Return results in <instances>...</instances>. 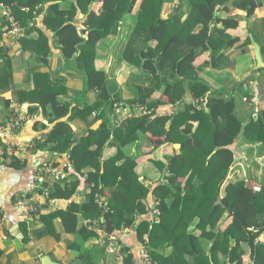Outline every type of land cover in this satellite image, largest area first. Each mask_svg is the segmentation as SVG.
Segmentation results:
<instances>
[{
  "label": "trees",
  "instance_id": "obj_1",
  "mask_svg": "<svg viewBox=\"0 0 264 264\" xmlns=\"http://www.w3.org/2000/svg\"><path fill=\"white\" fill-rule=\"evenodd\" d=\"M0 1L13 5L14 15L26 27L20 40L22 47L26 49L24 43H31L28 50L46 66L51 55L48 38L37 27H27L30 20L43 14V24L53 33L66 68L72 63V68L85 76L87 90L97 91L92 105L70 109L59 102L66 91L64 80L41 73L34 75L32 91L19 93L21 102L29 104L28 115L40 108L53 124L46 139L37 144L39 148L47 147L56 155L68 154L73 169L85 176L88 190L81 205L74 203L65 210L38 216L44 233L58 240L60 234L53 223L60 219L63 233L75 236L68 248L86 261L94 251L85 249V244L98 235L86 225L79 226V216L98 227L108 212L116 231L135 230L155 264H243L242 243L247 242L248 232L264 234V179L257 191L254 185L227 181L235 163L231 147L243 122L236 114L234 99L216 94L190 64L207 51L213 59L230 48L233 40L227 32L238 28V21L228 15L231 9L249 10L251 0H178V7L166 19L162 17L163 6L174 0H104L99 13L92 10L96 0ZM78 10L86 17L83 30L76 24ZM130 17L134 18L133 26L119 59L149 78V87H138V98L129 103L147 107L150 113L111 127L108 110L114 102L120 103V98L113 100L107 74L95 66L96 46L110 36H118ZM152 92L160 95L152 100L146 96ZM186 92L196 100L195 105L186 104L172 115L159 111L166 105L175 106ZM93 112L100 121L98 129L73 145L67 116L71 113L85 118ZM147 134L180 148L166 159V164L155 162L160 175L167 170L166 183L152 192L158 221L137 223V217L149 211L150 188L137 174L136 160L128 149ZM255 145L264 149V110L246 126L237 148ZM107 148L116 151L104 159ZM11 161V167H22L16 158ZM77 186L74 178H62L50 188L49 198L69 200ZM217 199L221 205L215 206ZM221 222H227V226L221 228ZM20 227L26 240V224ZM95 252L87 264L97 261ZM99 255H104L103 249H99ZM120 256L124 264L132 263L126 249L120 250ZM253 264H264V242L257 243Z\"/></svg>",
  "mask_w": 264,
  "mask_h": 264
},
{
  "label": "crops",
  "instance_id": "obj_2",
  "mask_svg": "<svg viewBox=\"0 0 264 264\" xmlns=\"http://www.w3.org/2000/svg\"><path fill=\"white\" fill-rule=\"evenodd\" d=\"M103 3L104 0H96L92 4V10L99 13L103 9ZM251 3L252 9L247 11L231 9L228 15L238 21V28L227 32L233 40L230 48L213 59L211 52L207 51L190 64L192 69L199 71V77L206 81L216 94L234 99L236 114L243 123L255 119L264 110V0H251ZM66 5L69 6V2ZM177 7L178 0L166 3L163 6L162 17L164 19L170 17ZM218 16L226 17L222 13H218ZM85 18V15L78 10L75 20L82 30L85 28L82 25ZM133 20L134 18L130 17L126 27L120 28L118 36H110L96 46L95 66L107 74L109 80L107 88L113 100L120 98V103L114 102L113 107L108 110L111 127H118L127 119L150 113L147 107L129 103L138 98V87H149V78L139 68L121 62L119 59L125 47L128 30L133 26ZM27 27H37L48 38L51 55L46 66L41 65L35 55L28 50L32 47L31 43H24L26 47L24 49L23 41L1 42L3 24L0 19V50L2 51H0V126L8 122L18 109L27 116L25 123L17 133L7 131L0 134L3 150L0 149V250L2 251L0 264H41L46 258L58 264H87V260L91 261L95 256V251H97V261L93 264H124L119 255L123 248L132 256L131 264H141V251L145 247L138 240L134 229L118 234L119 248L114 252L108 251L105 235L95 232L98 236L85 244V249L94 251L92 252L94 254L89 255L86 261L78 258L76 252L68 248L74 242L75 236L63 233L60 219H55L53 223L54 229L60 234L58 240L43 231V225L38 216L65 210L67 206L74 203L81 205L85 202L88 190L85 176L83 177V173L79 174L73 169L68 154L56 155L47 147L39 148L38 145L46 139L53 124L48 123L47 117L43 116L40 108L34 115H27L29 104L26 100L21 102L23 97H19V93L32 91L34 75L41 73H50L54 80L57 77L64 80L66 91L59 97V102L68 105L70 109H83L87 105H92L96 100L97 91L87 90L85 76L74 70L72 63L69 64V68H66L67 62L61 55L53 33L43 24V14L30 20ZM31 37L35 39L36 35L33 34ZM256 47L259 49L260 63L255 59ZM144 67L148 69L147 65ZM159 95L160 92L146 94L152 100ZM117 103L122 105L121 108L115 107ZM195 103L196 100L189 92H186L175 106L166 105L159 111L172 115L184 105H195ZM252 109H254V114L250 118ZM94 113L85 118L77 115L71 116V113L67 116L72 131L73 145L77 144L82 137L87 136L89 132L98 129L100 121ZM237 144L233 149L235 163L229 171L227 181L245 182V185H254V188H259L261 180L264 179V149L260 148V145L237 148ZM179 148V145L164 144L163 138L150 134L141 136L138 142L129 147V155L134 157L137 163V174L141 181L150 188L147 196L149 211L144 215H139L137 223L156 221L153 209L155 200L152 192L156 186L166 183L164 176L167 170L160 175L155 162L166 164V159L178 153ZM115 151L114 148L105 149L103 158L114 155ZM12 157L16 158L22 167H11ZM44 163L52 165L54 175L59 176L58 180L51 174L45 176V187L48 194L54 182L62 178H74L78 186L69 200L50 199L49 195L47 198L41 193H36L34 201L37 217L34 216L25 221L17 203L32 183L36 167ZM95 199L97 203L96 195ZM101 221L102 218L100 229ZM89 222L92 221L79 216V226L86 225L89 228ZM22 223L26 224V240H24L20 227ZM226 226L227 222H221V228ZM115 232L118 231L115 230ZM262 242H264V234H259L255 247L257 243ZM247 243L248 240L242 243L244 250L242 263L253 264L254 261L251 262L249 259L250 252ZM99 249H103V256L99 255Z\"/></svg>",
  "mask_w": 264,
  "mask_h": 264
},
{
  "label": "built area",
  "instance_id": "obj_3",
  "mask_svg": "<svg viewBox=\"0 0 264 264\" xmlns=\"http://www.w3.org/2000/svg\"><path fill=\"white\" fill-rule=\"evenodd\" d=\"M0 19L3 24V32L1 37V42L10 40L13 42L20 41L26 34V29L23 27L13 12V5L6 4L0 1ZM4 46V44H2ZM122 105H115L116 108H121ZM95 114V113H94ZM28 115V114H27ZM26 114L18 109V111L9 119L8 122L0 126V134L5 132L17 133L26 121ZM51 174L56 180L59 179L58 175H54V169L52 165H47L46 163L41 164L36 167L32 183L28 186L27 190L22 194L20 200L17 203V207L21 210L24 220H28L37 214V209L35 207L34 196L36 193H41L43 196L48 198V190L45 187V176ZM255 191L258 188H254ZM156 221L158 212L155 211ZM90 229H93L96 233H103L100 227H97V223L89 222ZM130 230V229H129ZM126 232V231H125ZM122 232V233H125ZM117 233V234H116ZM121 232H115L111 235H105L106 242L109 252H114L118 250V234ZM120 255V254H119ZM141 264H155L149 257L146 248L141 251Z\"/></svg>",
  "mask_w": 264,
  "mask_h": 264
},
{
  "label": "water",
  "instance_id": "obj_4",
  "mask_svg": "<svg viewBox=\"0 0 264 264\" xmlns=\"http://www.w3.org/2000/svg\"><path fill=\"white\" fill-rule=\"evenodd\" d=\"M255 59L258 63H260V58H259V49L258 47H256V50H255ZM254 114V109L251 110V113H250V118L251 116ZM252 121V119H250L247 123H243L242 126H241V129H240V132L239 134L237 135L236 139H235V142L233 143L232 145V149H234L235 145L237 144V142L239 141V139L241 138L246 126ZM246 187H248V184H246ZM217 205H221V201L220 199H217V201L215 202V206ZM227 212H228V216L231 215L229 209H227ZM102 224H101V230L104 234L106 235H111L113 233H115V229L111 223V214L110 213H105L102 217ZM258 234H254L252 232H248V243H247V247L249 249V259L251 260V262L254 261V258H255V243H256V240L258 238ZM41 264H58V263H54L52 262L50 259L46 258V259H43Z\"/></svg>",
  "mask_w": 264,
  "mask_h": 264
}]
</instances>
